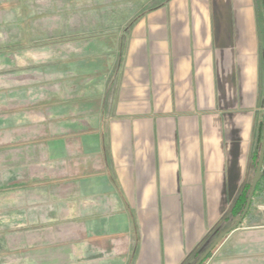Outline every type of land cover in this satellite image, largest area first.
<instances>
[{
    "label": "rangeland",
    "instance_id": "374dc122",
    "mask_svg": "<svg viewBox=\"0 0 264 264\" xmlns=\"http://www.w3.org/2000/svg\"><path fill=\"white\" fill-rule=\"evenodd\" d=\"M171 2L0 0V110L10 112L6 122H0V189L4 195L24 190L0 200V249L31 244L37 233L44 242L54 238L58 245L54 252L33 246L22 254L5 255L3 264H116L115 253L66 243L82 237L90 218L106 216V207L114 208L110 197L94 190L99 181L83 179L84 174L104 170L102 156L74 141L101 122L106 127L117 120L152 123L153 115L177 112V100L188 104L201 78L214 77L213 57L223 59L229 77L236 79L235 107L258 109L260 137L264 0ZM163 39L166 43L160 44ZM144 48L148 69L137 62ZM20 108L27 111L26 120H20ZM54 138L67 141L65 148L46 144ZM35 139L45 144L30 145ZM20 142L27 144L12 147ZM231 222L220 220L195 252L204 251ZM263 225L264 190L253 199L242 230L215 248L206 264L231 254L235 236ZM194 254L186 264L193 263Z\"/></svg>",
    "mask_w": 264,
    "mask_h": 264
},
{
    "label": "crops",
    "instance_id": "0c3cea01",
    "mask_svg": "<svg viewBox=\"0 0 264 264\" xmlns=\"http://www.w3.org/2000/svg\"><path fill=\"white\" fill-rule=\"evenodd\" d=\"M171 1L173 4L176 0ZM254 24L257 34L255 13ZM165 39L158 42L166 43ZM142 50V60L137 62L147 66L149 52L147 48ZM134 57L127 60V67ZM211 62L214 77L201 78L196 97L188 104L177 100V112L153 115L152 123L148 120L135 125L117 120L106 127L101 122L99 127L80 133V140L74 143L85 151L89 148L90 154L98 152L104 162V170L84 174L83 179L99 181L100 187L93 186L94 190L110 197L114 208L106 207V216L90 218L82 237L66 243H83L107 254L115 253L116 264H185L220 224L252 176L258 109L236 108V79L229 77L223 59L221 62L213 57ZM147 69L145 80L149 83ZM249 101L253 103L252 97ZM186 107L188 110L179 111ZM8 113L0 110V122H6ZM19 117L21 121L27 119L25 108H20ZM66 142L54 138L46 144L65 148ZM29 143L39 148L44 142L35 139ZM50 157L53 160L55 154ZM1 189L0 200L24 192L4 195ZM42 221L36 219L41 225ZM240 227L224 240L239 233ZM250 229L235 236L233 252L215 264H264V225ZM55 242L54 238L44 242L37 233L31 244L26 241L0 249V264L3 256L22 254L33 246L54 252L58 247ZM213 258L214 253L207 262Z\"/></svg>",
    "mask_w": 264,
    "mask_h": 264
},
{
    "label": "trees",
    "instance_id": "16d2710c",
    "mask_svg": "<svg viewBox=\"0 0 264 264\" xmlns=\"http://www.w3.org/2000/svg\"><path fill=\"white\" fill-rule=\"evenodd\" d=\"M135 21V20H133ZM264 113V112H263ZM259 134H260V137L258 136V139H257V148H255V150L252 152V164L254 165L253 167V171L255 173V170H256V167H257V164H258V160H259V155H260V151H261V146H262V137H263V125H264V114L262 115V119H260V122H259ZM254 162V163H253ZM264 167V166H263ZM254 173H253V176H252V180H253V177H254ZM252 180H248L247 182H245L243 184V186L241 187V189L239 190L237 196L235 197L234 201L232 202L231 206H229V210L227 212V214L223 217L224 221H232L230 225H228L226 228H224V230H226L228 227H230L232 224H234L238 218L241 216L244 208H245V205H246V202H247V198H248V194L250 192V188H251V184H252ZM264 190V168H263V175H262V178L260 179L258 185H257V188H256V191L254 192V197L261 193V191ZM254 199V198H253ZM252 205H253V200H252V203H251V206H250V209L246 215V217L244 219H246L247 217L250 216V213H251V209H252ZM222 219V220H223ZM243 219V220H244ZM222 230L220 233V229L219 227L217 228V233H219L217 236H215V238H213L208 244L206 247H204V251H194L193 253L194 254V260L192 261L193 263L192 264H195V262L202 256V254L206 251L207 247H209L212 242L224 231ZM216 233V234H217ZM226 238V237H225ZM224 238V239H225ZM224 239H222V241L217 245V247L224 241ZM215 247V248H217ZM215 250V249H214ZM214 250L210 253V255L205 259L203 260V263L202 264H205L206 261L211 257V255L213 254ZM186 264V263H185Z\"/></svg>",
    "mask_w": 264,
    "mask_h": 264
},
{
    "label": "water",
    "instance_id": "95a60500",
    "mask_svg": "<svg viewBox=\"0 0 264 264\" xmlns=\"http://www.w3.org/2000/svg\"><path fill=\"white\" fill-rule=\"evenodd\" d=\"M264 126V125H263ZM259 160H258V164L254 173V177L252 180V184H251V188H250V192L248 194V198H247V202L245 205V208L241 214V216L238 218V220L232 224L230 227H228L226 230H224L213 242L212 244L207 247L206 251L202 254V256L195 262V264H202L203 260H205L210 253L215 249V247H217V245L222 241V239H224L228 234H230L232 231H234L235 229H237L242 223H243V219L246 217L252 200L254 198V192L256 191L257 185L260 181V179L262 178L263 175V166H264V127H263V137H262V146H261V151L259 152Z\"/></svg>",
    "mask_w": 264,
    "mask_h": 264
}]
</instances>
